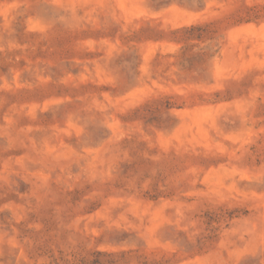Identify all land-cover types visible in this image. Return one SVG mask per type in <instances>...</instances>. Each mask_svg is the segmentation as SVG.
Returning <instances> with one entry per match:
<instances>
[{
    "label": "rangeland",
    "instance_id": "obj_1",
    "mask_svg": "<svg viewBox=\"0 0 264 264\" xmlns=\"http://www.w3.org/2000/svg\"><path fill=\"white\" fill-rule=\"evenodd\" d=\"M0 264H264V0H0Z\"/></svg>",
    "mask_w": 264,
    "mask_h": 264
}]
</instances>
